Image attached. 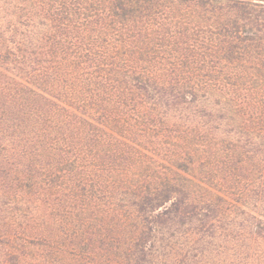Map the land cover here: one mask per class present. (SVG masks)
I'll use <instances>...</instances> for the list:
<instances>
[{"label":"trees","instance_id":"16d2710c","mask_svg":"<svg viewBox=\"0 0 264 264\" xmlns=\"http://www.w3.org/2000/svg\"><path fill=\"white\" fill-rule=\"evenodd\" d=\"M0 264H264V0H0Z\"/></svg>","mask_w":264,"mask_h":264}]
</instances>
